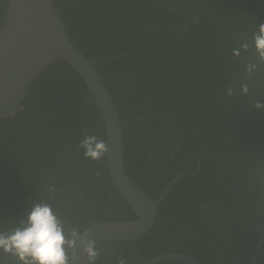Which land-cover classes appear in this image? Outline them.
I'll return each mask as SVG.
<instances>
[{
	"label": "trees",
	"instance_id": "obj_1",
	"mask_svg": "<svg viewBox=\"0 0 264 264\" xmlns=\"http://www.w3.org/2000/svg\"><path fill=\"white\" fill-rule=\"evenodd\" d=\"M53 3L72 43L97 59L95 70L119 116L125 171L154 191L170 184L146 233L151 254L141 248L133 255L131 241H100L96 264L120 258L139 264L168 252L200 264H248L264 232V107L253 106L264 101V63L252 48L238 57L232 49L251 42L264 23V0ZM5 6L0 0V24ZM246 63L257 68L247 73ZM244 83L247 95L240 91ZM22 125L29 127L16 129ZM84 125L92 126L84 134L105 140L91 93L56 60L30 82L21 107L0 118V232L20 226L34 203L49 204L66 235L133 218L107 199L113 191L122 200L106 155L98 161L83 156ZM0 264L20 261L0 249ZM255 264H264V252Z\"/></svg>",
	"mask_w": 264,
	"mask_h": 264
},
{
	"label": "water",
	"instance_id": "obj_2",
	"mask_svg": "<svg viewBox=\"0 0 264 264\" xmlns=\"http://www.w3.org/2000/svg\"><path fill=\"white\" fill-rule=\"evenodd\" d=\"M0 24V118L12 115L22 104L30 82L39 78L43 68L56 60L66 62L81 78L95 101L105 129L109 151L106 166L113 185L135 212L133 220H104L80 231L96 242L131 240L143 236L153 226L159 200H152L136 187L124 169L123 144L118 112L106 85L95 70L97 59L87 57L70 40L53 0H5ZM264 233V232H263ZM256 243L249 264H255L264 249ZM70 264H87L77 239L70 249ZM180 260L200 264L185 253L168 252L152 256L141 264Z\"/></svg>",
	"mask_w": 264,
	"mask_h": 264
},
{
	"label": "clouds",
	"instance_id": "obj_3",
	"mask_svg": "<svg viewBox=\"0 0 264 264\" xmlns=\"http://www.w3.org/2000/svg\"><path fill=\"white\" fill-rule=\"evenodd\" d=\"M251 42L244 39L238 48L232 49L233 56H240L241 49L248 51L254 49L256 57L264 63V23L259 24L258 30L251 33ZM257 68L256 63H246L245 71L251 73ZM241 94L247 95V83L241 85ZM228 95H233V89H227ZM256 108L264 107V101L257 100L253 103ZM79 141L83 149V156L93 161L101 160L109 151L106 140L95 134H84ZM77 239L82 245L87 264H96L100 255L96 241L87 238V233L81 235L77 228L71 229L68 235L62 221L57 217L51 206L46 203H34L21 220L20 226L10 232H0V249L5 254L13 255L20 264H70L68 249L76 246ZM116 264H127L124 258L117 260Z\"/></svg>",
	"mask_w": 264,
	"mask_h": 264
},
{
	"label": "flooded vegetation",
	"instance_id": "obj_4",
	"mask_svg": "<svg viewBox=\"0 0 264 264\" xmlns=\"http://www.w3.org/2000/svg\"><path fill=\"white\" fill-rule=\"evenodd\" d=\"M0 9H1V7H0ZM17 125H19V123H17ZM29 127V125H27V126H25V125H22V128L21 127H16V129L18 130V129H25V128H28ZM83 128H84V130H87V132H89V133H91L92 132V126H87V125H84L83 126ZM104 137H105V135H104ZM198 160H199V158H198ZM106 163V162H105ZM199 166V164H197V167ZM132 168H135V165H133L132 164ZM132 168H129L128 170L130 171V169H132ZM126 172V174H127V176H128V178L130 179V181H132V183L136 186V187H138L141 191H145L146 192V194L148 195V192H149V197L151 198V196H156L157 198H156V200H161L162 199V197L164 196V194L166 193V191H167V189L169 188V186H170V184L168 185V186H166L164 189H162L160 192L159 191H154V190H152V188L148 185V186H146L147 188H145L144 186H142L141 184H140V179H139V177L137 176V175H135V174H133V173H130L129 172V175H128V172L127 171H125ZM180 176H181V174H180ZM131 177V178H130ZM177 177V176H176ZM175 177V178H176ZM144 180H145V178H144ZM146 181V180H145ZM112 186H114L113 185V183H112ZM115 187V186H114ZM116 188V187H115ZM105 189H108L107 188V186H103V190H105ZM116 190H117V188H116ZM109 192V191H108ZM113 192V191H112ZM111 191L108 193V196H107V199L110 201V200H114V207H115V209H120L121 210V208L124 206V209H126L127 208V210L129 211V212H132V215H133V218L132 219H130V220H133L136 216H135V212L133 211V209L130 207V205L126 202V200L121 196V194L119 193V191L117 190V193L121 196V198H122V200H117V198H116V196L114 195V193H112ZM144 192V193H145ZM150 194H151V196H150ZM152 199V198H151ZM152 200H155V199H152ZM125 204L127 205V207H125ZM156 218V217H155ZM117 221H124V220H117ZM183 226L185 227L186 225H185V223H183ZM183 226L181 227V228H183ZM151 228V227H150ZM150 228H149V230H150ZM256 229H260V228H256ZM261 230V229H260ZM148 232V231H147ZM146 232V233H147ZM144 234L143 236H140V237H137V238H134V239H131V240H126V241H131L129 244H128V250H131V252L133 253V255H136L137 253H138V251L139 250H141V248H143V250L144 251H146L147 250V248H148V250H149V248H152L151 247V245L146 241V236H147V234ZM264 233H261V236L263 235ZM260 236V237H261ZM260 237L258 238V240L260 239ZM257 240V241H258ZM263 241V240H262ZM257 243V242H256ZM261 244H262V242H261ZM260 244V245H261ZM255 248H256V245H255ZM262 248V247H261ZM147 250V252H149L150 254H151V252L150 251H148ZM255 250V249H254ZM262 252H264V250L263 251H261L260 253H259V255L262 253ZM147 254V253H146ZM253 254V253H252ZM259 255H258V257H259ZM151 256V255H150ZM150 256H148L146 259H144V261L145 260H147ZM252 256V255H251ZM251 259V258H250ZM258 259V258H257ZM143 260L139 263V264H141L142 262H144ZM186 263V262H185ZM188 264V263H187ZM249 264V263H248Z\"/></svg>",
	"mask_w": 264,
	"mask_h": 264
}]
</instances>
